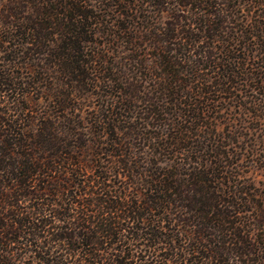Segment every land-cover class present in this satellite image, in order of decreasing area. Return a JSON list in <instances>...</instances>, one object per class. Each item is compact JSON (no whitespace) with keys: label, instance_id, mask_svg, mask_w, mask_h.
<instances>
[{"label":"trees","instance_id":"trees-1","mask_svg":"<svg viewBox=\"0 0 264 264\" xmlns=\"http://www.w3.org/2000/svg\"><path fill=\"white\" fill-rule=\"evenodd\" d=\"M0 264H264V0H0Z\"/></svg>","mask_w":264,"mask_h":264}]
</instances>
